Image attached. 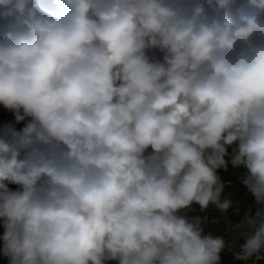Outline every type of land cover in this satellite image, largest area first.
Returning <instances> with one entry per match:
<instances>
[{"label":"clouds","instance_id":"1","mask_svg":"<svg viewBox=\"0 0 264 264\" xmlns=\"http://www.w3.org/2000/svg\"><path fill=\"white\" fill-rule=\"evenodd\" d=\"M0 106L7 264L264 260V0H0Z\"/></svg>","mask_w":264,"mask_h":264},{"label":"rangeland","instance_id":"2","mask_svg":"<svg viewBox=\"0 0 264 264\" xmlns=\"http://www.w3.org/2000/svg\"><path fill=\"white\" fill-rule=\"evenodd\" d=\"M11 114L7 113L6 110H4L2 108V106H0V120H4V119H11ZM225 180H234V176H231V170L229 169L228 173H221ZM234 190V187H229L226 189V193L228 192H232ZM233 200H234V208L232 210H230V215H242L244 214L248 209L250 210V212H252V210L255 208V205L252 198L251 197H244L241 194H236L233 196ZM238 209V210H237ZM208 210L212 211V212H216V210L212 207H210ZM0 264H7L6 259H1L0 260Z\"/></svg>","mask_w":264,"mask_h":264},{"label":"built area","instance_id":"3","mask_svg":"<svg viewBox=\"0 0 264 264\" xmlns=\"http://www.w3.org/2000/svg\"><path fill=\"white\" fill-rule=\"evenodd\" d=\"M256 210H257V206H255V208L252 210V212H250V210L248 209L241 216L236 214V215H230V217H231L233 224H237V223H240L246 216L254 215ZM228 228H229V224L225 221V218H224L223 223L216 225L214 232H219L220 234H228ZM228 238L231 239L230 234L228 235ZM223 256L224 257H222V264H240V262L234 261L230 254L223 255ZM257 264H264V260L258 261Z\"/></svg>","mask_w":264,"mask_h":264},{"label":"crops","instance_id":"4","mask_svg":"<svg viewBox=\"0 0 264 264\" xmlns=\"http://www.w3.org/2000/svg\"><path fill=\"white\" fill-rule=\"evenodd\" d=\"M206 214L209 216L210 222L211 221H215L214 223H210V225H209V227L211 228L212 231L215 230V227H216L217 224H221V223L224 222V217L221 216V214L219 212H217V211L216 212H212L210 210H207ZM0 231H2V230H0ZM222 257H224V256L222 255ZM1 259H3V258L0 257V260Z\"/></svg>","mask_w":264,"mask_h":264}]
</instances>
